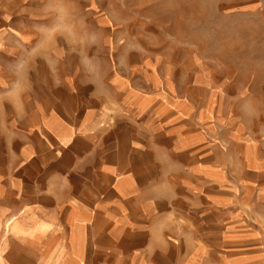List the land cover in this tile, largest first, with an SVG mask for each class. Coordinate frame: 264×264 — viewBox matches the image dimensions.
I'll use <instances>...</instances> for the list:
<instances>
[{
  "label": "crops",
  "instance_id": "0c3cea01",
  "mask_svg": "<svg viewBox=\"0 0 264 264\" xmlns=\"http://www.w3.org/2000/svg\"><path fill=\"white\" fill-rule=\"evenodd\" d=\"M19 11L0 4V264H264V115L240 85L33 51Z\"/></svg>",
  "mask_w": 264,
  "mask_h": 264
},
{
  "label": "rangeland",
  "instance_id": "374dc122",
  "mask_svg": "<svg viewBox=\"0 0 264 264\" xmlns=\"http://www.w3.org/2000/svg\"><path fill=\"white\" fill-rule=\"evenodd\" d=\"M13 2L31 10L33 51L58 46L87 64L101 52H157L240 85L243 108L264 115V0H0Z\"/></svg>",
  "mask_w": 264,
  "mask_h": 264
}]
</instances>
